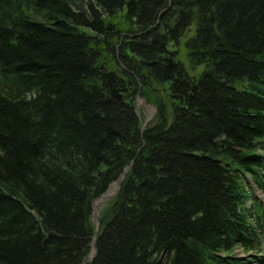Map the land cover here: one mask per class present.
<instances>
[{
	"label": "trees",
	"instance_id": "obj_1",
	"mask_svg": "<svg viewBox=\"0 0 264 264\" xmlns=\"http://www.w3.org/2000/svg\"><path fill=\"white\" fill-rule=\"evenodd\" d=\"M262 139L264 0H0V264H255Z\"/></svg>",
	"mask_w": 264,
	"mask_h": 264
},
{
	"label": "rangeland",
	"instance_id": "obj_2",
	"mask_svg": "<svg viewBox=\"0 0 264 264\" xmlns=\"http://www.w3.org/2000/svg\"><path fill=\"white\" fill-rule=\"evenodd\" d=\"M191 32L192 31L188 30L184 34V36L181 37L180 43L177 46H171V49L173 50L175 49V53L173 54L172 58L176 61L182 62V64L185 67H187L188 73L193 75L203 67V64L197 65L196 67H191L190 66L191 64L188 62L184 41L186 40L188 35L191 34ZM107 70H113L116 73V80H118V77H123L121 76L123 75V72L121 71V67L117 64H114V63L108 64ZM141 86H142V82L141 80H138L137 92H135L134 94L133 104L134 106L137 105V110L139 114L136 112V110L135 112L137 113L140 119V124H141L140 128L141 127L144 128L146 125L150 124L153 121V119H155L156 104L151 99L154 97L156 93L159 94L160 98H162L165 102L167 101L166 103L167 110L170 108L171 103L169 99L167 98L166 93L163 91L162 87L157 86V85H152L150 87L151 89L148 90L146 94H144L141 91V88H142ZM238 86L243 88L246 85L243 83H238ZM261 143L264 145V139H262ZM263 145H259V144L257 145L258 151L260 153H264ZM263 171H264V164H263ZM244 181L250 190V196H248L245 199V206L250 207V214H251V217L253 218L254 217V212L252 210L253 198H255L262 205H264V190L260 189L257 186V184L247 175L244 176ZM111 183L113 184L110 186ZM111 183L109 184L110 188L108 186L109 189L107 188L104 192L101 193V194H108V197L100 201V204L98 206H102L103 203H105V201L109 200L113 196L115 189H116V179L113 180ZM233 253L235 255L244 256L245 258H249L251 263L264 264V241L262 240V244L260 245L259 250L249 251L245 253L244 250L241 249L240 247H235L233 249Z\"/></svg>",
	"mask_w": 264,
	"mask_h": 264
},
{
	"label": "water",
	"instance_id": "obj_3",
	"mask_svg": "<svg viewBox=\"0 0 264 264\" xmlns=\"http://www.w3.org/2000/svg\"><path fill=\"white\" fill-rule=\"evenodd\" d=\"M107 27H110V24H108ZM164 59H166L169 62V64H171V65L176 63V61H174L173 58L170 57V56H165ZM105 76H106V79H107V84L109 85L110 92L112 94L116 95V96H120L121 92L119 91V89L117 87L116 73L113 70H106L105 71ZM194 87H195V84L192 85V89ZM134 108H135L136 112L138 113L137 105H135ZM142 130H143V128L141 127V132H142ZM128 167H129V164L124 168V170L117 177L115 192L119 188L120 181H121L123 175L125 174V172L127 171ZM102 196L107 198L108 194H100L99 196L94 197L92 199V201H91V203H92L91 220H92V222L94 224V231H93V236H92V240H91V248L92 249H94L95 237H96V234H97V226H98V209H96L97 208V206H96L97 204L95 203V200L98 197H102ZM92 255H93V253L92 254L88 253V255H87L86 259L83 261V263L89 261L92 258Z\"/></svg>",
	"mask_w": 264,
	"mask_h": 264
},
{
	"label": "bare ground",
	"instance_id": "obj_4",
	"mask_svg": "<svg viewBox=\"0 0 264 264\" xmlns=\"http://www.w3.org/2000/svg\"><path fill=\"white\" fill-rule=\"evenodd\" d=\"M105 197L104 196H102V197H98L96 200H95V203L97 204L96 206H97V208L96 209H98L99 208V204H100V201H102L103 199H104ZM92 252H93V250H92ZM92 252L90 253V254H92Z\"/></svg>",
	"mask_w": 264,
	"mask_h": 264
}]
</instances>
